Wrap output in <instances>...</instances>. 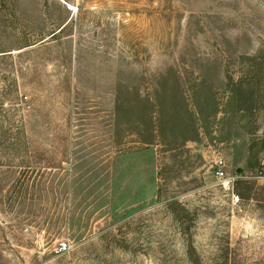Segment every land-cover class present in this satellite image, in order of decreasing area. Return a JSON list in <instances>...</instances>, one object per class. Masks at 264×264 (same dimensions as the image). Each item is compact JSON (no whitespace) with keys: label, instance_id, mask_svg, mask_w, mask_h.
Segmentation results:
<instances>
[{"label":"rangeland","instance_id":"rangeland-1","mask_svg":"<svg viewBox=\"0 0 264 264\" xmlns=\"http://www.w3.org/2000/svg\"><path fill=\"white\" fill-rule=\"evenodd\" d=\"M0 264H264V0H0Z\"/></svg>","mask_w":264,"mask_h":264},{"label":"built area","instance_id":"built-area-1","mask_svg":"<svg viewBox=\"0 0 264 264\" xmlns=\"http://www.w3.org/2000/svg\"><path fill=\"white\" fill-rule=\"evenodd\" d=\"M215 175L218 178H222L223 175H224V173H223V171H221L220 169H218V170L215 171Z\"/></svg>","mask_w":264,"mask_h":264},{"label":"bare ground","instance_id":"bare-ground-1","mask_svg":"<svg viewBox=\"0 0 264 264\" xmlns=\"http://www.w3.org/2000/svg\"><path fill=\"white\" fill-rule=\"evenodd\" d=\"M68 7H69L70 9H73V8H74L73 6H70V5H68Z\"/></svg>","mask_w":264,"mask_h":264}]
</instances>
